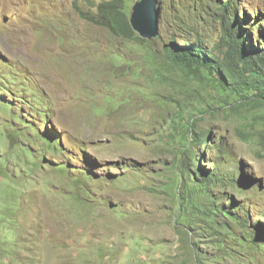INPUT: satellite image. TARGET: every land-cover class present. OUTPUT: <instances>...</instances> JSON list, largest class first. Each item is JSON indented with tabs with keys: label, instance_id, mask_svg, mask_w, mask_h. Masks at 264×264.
<instances>
[{
	"label": "rangeland",
	"instance_id": "obj_1",
	"mask_svg": "<svg viewBox=\"0 0 264 264\" xmlns=\"http://www.w3.org/2000/svg\"><path fill=\"white\" fill-rule=\"evenodd\" d=\"M104 1L0 0V264H264V108L222 105L209 71L165 55L193 31L218 44L216 3L126 0L128 41L82 17ZM238 7L264 30V0ZM184 161L219 162L231 216L179 196Z\"/></svg>",
	"mask_w": 264,
	"mask_h": 264
},
{
	"label": "trees",
	"instance_id": "obj_2",
	"mask_svg": "<svg viewBox=\"0 0 264 264\" xmlns=\"http://www.w3.org/2000/svg\"><path fill=\"white\" fill-rule=\"evenodd\" d=\"M218 7L214 19L218 20L219 27L223 29V36L213 48L209 49L204 44L205 35L196 34L195 42L185 39L181 45L172 43L165 52L166 59L171 65L179 69L193 71L201 68L209 71L213 77V90L217 92V99L222 105H232L239 109L241 106L254 104L264 108V41L261 48L255 47L252 31H259L264 34L261 27L262 22L256 21L250 28L245 27V22L237 15L239 10L238 0H213ZM96 12L91 15L81 13L82 17L110 31L116 37L132 41L139 40L129 19L128 6L126 0H107L96 4ZM218 18V19H217ZM217 24V22H214ZM252 27V28H251ZM257 41V45H259ZM208 110L210 108H207ZM203 109L200 114H208L209 111ZM196 117V115H193ZM195 120L190 118L183 124L184 136H191L192 142H198L202 135L195 133L193 129ZM182 130V128H180ZM206 144V138L202 140ZM189 144V143H188ZM189 146L183 144L181 155H185L187 160L199 163V155L189 152ZM212 148L217 150L219 157H225L219 144H213ZM210 172L195 167L193 164L177 167V175L180 184L177 188L178 194L184 201H190L192 210L197 209L206 218L219 217L223 213L230 215L231 212H224L220 198L213 197L210 188L213 185L225 183V178L221 174V166L218 162ZM194 188L191 190L190 186ZM200 194V202L191 203L195 194ZM181 201V200H180ZM181 204V202H180ZM182 206H186L184 203ZM246 211V207L241 210ZM233 219H239L240 226L245 227V221L236 214ZM264 247V245H263Z\"/></svg>",
	"mask_w": 264,
	"mask_h": 264
}]
</instances>
